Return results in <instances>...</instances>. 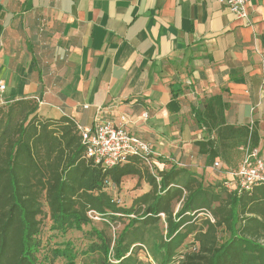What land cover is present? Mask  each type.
<instances>
[{
  "label": "crops",
  "instance_id": "0c3cea01",
  "mask_svg": "<svg viewBox=\"0 0 264 264\" xmlns=\"http://www.w3.org/2000/svg\"><path fill=\"white\" fill-rule=\"evenodd\" d=\"M0 83V106L34 99L41 117L85 128L113 120L160 169L211 180L196 145L206 99L222 97L228 124H255L264 158V0L248 20L217 0H0Z\"/></svg>",
  "mask_w": 264,
  "mask_h": 264
},
{
  "label": "trees",
  "instance_id": "16d2710c",
  "mask_svg": "<svg viewBox=\"0 0 264 264\" xmlns=\"http://www.w3.org/2000/svg\"><path fill=\"white\" fill-rule=\"evenodd\" d=\"M226 109L221 96L196 109L208 133L196 145L211 163L231 166L232 150H254L260 136L255 124H228ZM127 177L149 190L122 206L108 188ZM90 213L105 226L96 228ZM46 219L60 236L91 227L81 264H264V184L207 183L191 168L160 169L135 156L104 170L86 156L74 121L43 118L36 100L20 99L0 106V264H77L72 241L42 251Z\"/></svg>",
  "mask_w": 264,
  "mask_h": 264
},
{
  "label": "built area",
  "instance_id": "2783aa9c",
  "mask_svg": "<svg viewBox=\"0 0 264 264\" xmlns=\"http://www.w3.org/2000/svg\"><path fill=\"white\" fill-rule=\"evenodd\" d=\"M217 1L228 7L237 18L249 19V7L252 0ZM5 89V84L0 83V91L3 92ZM125 120L126 117H121L122 122ZM76 126L82 143L86 146V156L104 170L125 163L132 156L139 157L149 166L152 165L154 152L151 145L141 137L132 134L123 125L110 119H101L97 115L91 127ZM250 127L253 128V123ZM248 148L251 151L250 154L237 168H228L226 172L227 177L236 180L238 187L245 190H249L253 185L264 184V158L259 155L256 149L251 150L249 145ZM219 166V160H215L214 169L219 168ZM226 187L231 189L232 183L226 182ZM90 216L98 217L94 213H90Z\"/></svg>",
  "mask_w": 264,
  "mask_h": 264
},
{
  "label": "rangeland",
  "instance_id": "374dc122",
  "mask_svg": "<svg viewBox=\"0 0 264 264\" xmlns=\"http://www.w3.org/2000/svg\"><path fill=\"white\" fill-rule=\"evenodd\" d=\"M10 94L9 88L7 92L5 93V96H8ZM250 149L248 146L241 147L240 149H234L232 150L230 154V159L232 162L231 167L237 168L238 165L244 160V158L250 154ZM253 160V159H252ZM220 166L216 169V171H212L213 174H209L212 178L211 180H207V183H222L221 177L218 175H223L225 179L227 178L226 172L228 171V165L223 166V161L219 159ZM210 179V178H208ZM149 190L148 184L145 182H138V179L136 177H128L124 180L122 189L116 188L114 185H110L108 188V192L113 195L122 206H130L132 200L141 195L143 192ZM94 221V226L96 228H103L106 222L104 219L100 217H92ZM43 227V232L40 236L42 240V246H43V252H48L51 248H55L56 246L61 245V243H64L66 241H72L76 250L79 251L77 264L83 263V261L86 259L84 255L81 254L82 250H86L88 246L91 243V239L89 238L88 234H86L88 231H90V226H84L82 231L72 230L65 236L57 235L55 232L50 230L51 222L49 220H45ZM128 223L127 219H124L117 224L112 225L110 233L113 235L116 232H119L123 229L124 225ZM190 241V238L186 240L185 243H188ZM53 264H67L66 260L64 259H57Z\"/></svg>",
  "mask_w": 264,
  "mask_h": 264
}]
</instances>
